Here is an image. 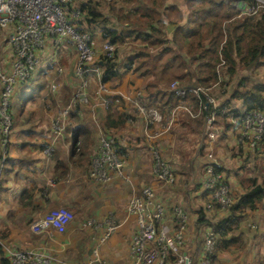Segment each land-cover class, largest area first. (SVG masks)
Returning <instances> with one entry per match:
<instances>
[{
    "label": "built area",
    "instance_id": "obj_1",
    "mask_svg": "<svg viewBox=\"0 0 264 264\" xmlns=\"http://www.w3.org/2000/svg\"><path fill=\"white\" fill-rule=\"evenodd\" d=\"M239 8L243 15H257L264 10V0L244 1ZM83 11L75 0H0V29L5 28L4 50L0 49V181L7 165L10 137L14 127L11 110L17 88L31 83L39 69L41 55L49 46L57 51L66 42L74 44L78 50V60L74 75L79 79L69 104L57 106L50 121V131L54 140L62 137L73 122L71 112L81 103H89L93 93L94 82L98 87L96 94L102 97V104L108 109L112 98L108 96L113 90L107 87L103 78L101 59L110 56L116 45L102 41L97 45L95 33L82 28ZM64 72L63 65L54 70L47 91L44 94L46 108H51V95L59 92L58 77ZM94 86V85H93ZM180 97L176 105H168L163 110L155 105H147L141 90L135 93L134 108L129 114L130 124L136 123L135 116H141L144 122V137L149 142L148 150L153 159V171L157 177L173 184L177 177L174 164L163 156L159 141L171 130L181 114L189 113L196 117L191 100L186 98L187 91L179 85V81L171 84ZM191 92L200 97L202 94L212 102L215 111L205 116L206 140L214 141L218 137L215 120L218 102L212 95L211 87L195 86ZM113 95V94H112ZM114 97L118 95H113ZM119 101V98H115ZM205 108V107H204ZM227 109H224V113ZM232 129L236 132L238 145L244 147L251 156L256 155L259 143L264 140V109L254 107L248 111H233L228 108ZM200 115V114H199ZM46 156L52 157L55 142L44 147ZM129 153L123 147L122 140L102 130L93 151L88 175L103 189L108 188L117 177L128 180L126 164ZM210 162L205 166L202 187L208 191L205 209L214 210V201L222 208L234 202L231 184L226 180L223 171L219 170V162L212 152ZM128 212L136 217L137 231L132 237L130 246L131 260L129 264H214V253L217 246V234L207 229L202 236L201 245L187 249V231L191 221L189 211L180 204L167 205L157 199L156 190L147 185L141 193L130 196ZM75 213L66 206L53 207L33 219L30 227L38 234L55 230L59 233L67 231L74 221ZM119 225L118 219L109 213L104 218L88 217L81 222V228L102 230L101 234L92 237L95 245L86 259L76 264H108L101 254V246ZM10 264H73L58 256L37 250L32 247H9L5 245ZM75 264V263H74Z\"/></svg>",
    "mask_w": 264,
    "mask_h": 264
},
{
    "label": "trees",
    "instance_id": "obj_2",
    "mask_svg": "<svg viewBox=\"0 0 264 264\" xmlns=\"http://www.w3.org/2000/svg\"><path fill=\"white\" fill-rule=\"evenodd\" d=\"M244 1L249 0H109L108 7H104L107 10L105 12L102 10L103 0H79L78 4L84 13L82 28L79 30L98 32L101 41H109L116 45L110 56L100 60L103 67L102 80L114 83L115 80L120 81L125 73H133L143 81L141 89L145 91L143 99L147 105H155L161 110L168 105H176L180 97L171 84L173 81H179V85L187 91L186 98L191 100L194 112L200 114L196 117L189 113L182 115L188 121V128L191 126L192 133L197 129L201 132L204 117L212 114L215 107L204 94L200 97L193 94L191 88L211 87L219 82L220 88L227 91L224 79L229 80L230 77L236 76L241 67L252 70L264 65V10L257 15H243L239 6ZM133 43L137 46H131ZM57 67L58 65L53 67L51 65L50 68L41 70L39 67L31 83L19 87L14 95L11 107L14 127L11 136L14 135L13 131L19 135L18 137L25 135L23 146L38 140L35 133L36 123L42 116L38 113L37 105L47 91L48 71ZM244 81L249 86L244 87L243 91L235 90L232 95L233 98L241 99V108H233V111L245 112L254 107L264 109V83L250 84L247 77ZM109 96L112 101L105 117L106 127H123L130 113L122 111L119 104L115 103V97L112 94ZM50 99L52 109L55 103L52 97ZM231 100L232 98H222L218 101L217 122L224 125L221 138L232 128L228 114H223L224 109L228 112ZM75 110L71 112L72 117ZM73 124L74 121L67 129L70 130ZM35 144L33 143L34 146ZM37 144L38 148L43 149V144L40 142ZM93 145L94 141L86 132L75 130L70 143L69 157L72 163L88 161L86 168L88 172ZM263 147L264 140L259 143L258 153L253 157H246L239 167L240 171H244V168L249 169V173L244 172L240 176L242 190L234 189L226 174L228 169L218 168L224 172L225 181L227 180L232 187L234 202L230 206L222 208L213 200L214 210H206L205 204L196 210L199 226L213 229L217 234L216 254L213 258L218 264H229L218 260L219 252L236 247L241 250L248 248L245 233L249 232V229L256 235L254 239H257L258 235L264 237L262 231L264 227H261L259 222H249L245 227L242 225L245 218H248L246 216L249 211L264 209V181L254 173L258 166V155L263 152ZM53 158L56 160L59 175L66 176L68 173L66 161L56 156V153ZM26 159L23 161H34V157ZM23 161L17 164L8 157L0 189L6 175L16 170L15 177L21 169H25ZM37 190L39 188L37 189L36 184L25 187L20 195L19 204L26 208L32 205ZM204 192L207 201L210 199L209 192ZM221 210L225 215L217 218ZM0 253L4 255L1 246ZM1 264H10L9 258L2 257Z\"/></svg>",
    "mask_w": 264,
    "mask_h": 264
},
{
    "label": "crops",
    "instance_id": "obj_3",
    "mask_svg": "<svg viewBox=\"0 0 264 264\" xmlns=\"http://www.w3.org/2000/svg\"><path fill=\"white\" fill-rule=\"evenodd\" d=\"M97 38V45L100 46L101 37L98 32L95 33V39ZM77 60V48L74 44L66 42L56 54L55 49L49 46V49L41 55L39 67L40 70L48 69L51 65L52 67L53 65H59V62L74 66ZM53 71L54 69L48 71L47 85L50 82ZM58 79H61L58 81L61 82L60 92L50 96L55 103L54 107L52 109L46 108L44 97L40 99L37 105L38 113L42 116V119L39 117L36 123L35 133L38 140H33L30 145L23 146L25 135L18 137V134H14L10 139L8 157L12 162L14 161L18 164L23 160H27L26 158L28 157H34V161H23L25 169H21V172H18L15 177L16 170L8 176L6 175L3 186L0 189V246L4 252V255L0 253V264L2 257H8L5 245H9V247L28 246L58 256L70 263H79L91 254L95 245L92 237L96 232L97 234L102 233V230L82 229L81 222L90 216L104 218L109 213H112L118 219L119 225L101 246V254L106 258L108 264H129L131 260L130 245L132 237L137 231L136 217L128 212L130 196L141 193L145 186L151 185L156 190L157 199L169 206L180 204L186 209H200L207 199L201 186V181L203 168L211 160L210 152L216 157L219 167H224L225 170L228 169L226 174L234 189L242 190L239 183L240 176L244 172L249 173V169L240 171L239 167L243 164L246 157L253 156L249 155L244 147L238 145L236 132L232 128L226 132L225 137L221 138L224 125L217 122V117L215 125L218 130V137L214 141L206 140L207 123L205 117L201 132L195 127L197 130L192 133L191 126L188 128V121L185 120L186 118L182 114L178 117L171 130L166 132L160 139L159 147L163 155L174 164L177 180L173 185L161 181L153 171V159L148 150L149 142L144 137L143 118L136 115L135 124H130L127 121L123 127L107 128L105 123L107 108L93 97L92 102L78 105L72 117L73 126L56 140L57 146L53 155L56 153V156L63 158L68 168L67 175L60 176L56 169L55 158L46 156L44 147L49 142H55L50 131L51 118L59 104L64 105L69 102L71 93H73L79 79L75 75L73 77L69 70L63 75L61 74ZM142 82L140 77L131 72L125 73L120 81L116 82L115 80L116 87H113L112 94L122 97L124 101V109L122 111L125 113L132 114L135 92L133 95L131 89L142 87ZM67 88L70 91L65 92ZM213 89L219 90V93L216 94L218 98L224 97L220 94L219 85H214L211 91ZM91 91L92 93L94 92L93 85ZM50 98L49 100L51 101ZM238 107L241 108V106ZM229 108L233 109L231 106ZM226 113L228 114V112ZM75 130L84 131L92 138V141H94L93 151L102 130L121 139L123 147L129 153L126 172L130 178L125 180L117 177L108 188L103 189L89 177L86 171L88 161L81 160L76 162V164L72 163L69 157L71 147L66 149V145L71 142ZM181 131L186 132L187 139L180 141V137H184ZM93 133L95 134L94 136ZM38 142L44 145L43 149L38 148ZM33 143H36L35 146ZM262 151L258 155L259 158L257 157L260 159V161L257 160L258 166L264 164V147ZM35 184L39 190H37L33 204L27 208L21 206L19 198L23 189L32 187ZM197 184L199 185L197 186ZM195 186L197 187L196 189ZM62 205L72 209L75 213V219L69 224L66 232L59 233L55 230L38 234L32 232L29 224L31 219L39 217L53 207ZM224 215L221 210V212H218L217 218ZM246 217L248 218H245L242 222L244 227L245 224L248 225L249 222L256 221L259 222L261 227H264V209L249 211ZM197 219V216H191L187 231V249L191 251L194 250L190 246L193 241L191 238L195 235L199 237L207 230L199 226ZM248 219L250 221H247ZM248 231L245 233L248 244L250 242H254L259 246L264 244L262 235H258L260 238L254 239L256 235L251 232V229ZM257 240L258 243L256 242ZM226 252H219L218 260L232 264L229 260L220 258Z\"/></svg>",
    "mask_w": 264,
    "mask_h": 264
},
{
    "label": "rangeland",
    "instance_id": "obj_4",
    "mask_svg": "<svg viewBox=\"0 0 264 264\" xmlns=\"http://www.w3.org/2000/svg\"><path fill=\"white\" fill-rule=\"evenodd\" d=\"M75 2L78 4L79 0H75ZM103 7H102V10L107 12L106 8L104 7H108L109 5V0H103ZM129 8V7H128ZM0 33L3 34V35H6L7 34V30L5 28H2L0 29ZM98 41V38L96 39ZM131 46L135 47L137 46V44H131ZM126 47V46H125ZM0 49L1 50H4V45H3V39L2 37H0ZM132 49V47H131ZM121 51V50H120ZM122 52V51H121ZM60 65H63L64 67V72L62 73V75L64 73H66L68 70L71 72V75L74 77V70H75V65L74 66H70L68 64H62L60 63ZM54 68H52L51 70H53ZM55 70V69H54ZM76 77V76H75ZM225 77L227 78V75H225ZM247 77V81L248 83L250 84H255V83H264V65L262 66H259V67H256L252 70H249L245 67H241L236 76H233V77H230V79H224V81H226V85L228 87L227 91L225 89H221L220 86H219V89L221 90V95H226L225 97H219L216 95L217 93H219V90L218 89H213L212 90V95L215 97V99L217 101H219V99H222V98H232V100L230 101V106L233 107V108H238V106H241V99L239 98H233L232 95L235 93V90H239V91H243L244 87H248L249 85H246L245 81H244V78ZM59 80L61 79H57V83H59V88H61V82H58ZM241 82V83H240ZM243 84V85H242ZM94 86V92H93V95L92 97L93 98H96L97 100L100 101V103H102V97L99 95V94H96L95 93V90L98 89L96 83L93 84ZM107 87H109V89L113 90L114 88L113 87H116V84L115 83H106ZM214 85H220L219 82L214 84ZM213 85V86H214ZM211 86V88L213 87ZM76 88V87H75ZM75 88L73 90V93L75 91ZM18 89V88H17ZM138 90H141L142 91V94L145 93L144 89H141V87H137L133 90V88L131 89V93L133 94L134 92L137 93ZM18 91V90H17ZM66 91H70L68 88L65 90ZM60 92V91H59ZM58 92V94H59ZM73 93H71V98L73 96ZM134 95V94H133ZM92 97H90V99L92 100ZM135 97V96H134ZM115 98H119V101L116 100L115 103L119 104L120 106V109H124L123 108V100H122V97L121 96H116ZM96 100V101H97ZM69 102H70V99H69ZM68 103H65L64 105H68ZM92 102V101H91ZM194 107V106H193ZM117 111V109H116ZM68 129H66L67 131ZM185 132V131H181V134ZM13 133L15 134V131H13ZM95 134L93 133V136ZM184 139H187V135L184 134V137H180V141L181 140H184ZM71 143V142H70ZM70 143H68L66 145V149L68 147H71L70 146ZM57 142L55 141V150H56V145ZM65 149V150H66ZM70 153V152H69ZM258 161H260V159H258ZM247 168H244L243 170H245ZM240 170V168H239ZM249 171V170H248ZM254 173L260 178V180L264 181V164H262L261 166H257L255 168V171ZM246 174V173H245ZM175 184V183H174ZM173 184V185H174ZM184 191H186L184 189ZM183 191V193H184ZM176 205V204H175ZM63 206V205H62ZM58 207V206H56ZM72 210V209H71ZM187 210L189 211L190 213V217L193 215L194 217H198V213L196 212V209L195 210H191L190 208H187ZM134 216V215H133ZM90 217H94V216H90ZM135 217V216H134ZM84 220V219H83ZM194 227V226H193ZM203 236V235H202ZM193 239L192 243H191V247H193L194 249L198 248L201 243H202V237L201 236H197L195 235L194 237L191 238V240ZM256 239V238H255ZM131 246V245H130ZM217 247V246H216ZM248 248L249 249H246V250H241L239 249L238 247L236 248H233V249H229L227 250V252L225 254H222V257L220 256V258H223V259H227L229 260L232 264H260V263H264V244L259 246L258 244H255L254 242H250L248 244ZM216 254V251L214 253V255ZM219 259V258H218ZM214 260V259H213ZM214 264H218L214 261Z\"/></svg>",
    "mask_w": 264,
    "mask_h": 264
},
{
    "label": "clouds",
    "instance_id": "obj_5",
    "mask_svg": "<svg viewBox=\"0 0 264 264\" xmlns=\"http://www.w3.org/2000/svg\"><path fill=\"white\" fill-rule=\"evenodd\" d=\"M102 42V41H101ZM40 66V65H39ZM54 72V71H53ZM11 139V138H10Z\"/></svg>",
    "mask_w": 264,
    "mask_h": 264
}]
</instances>
